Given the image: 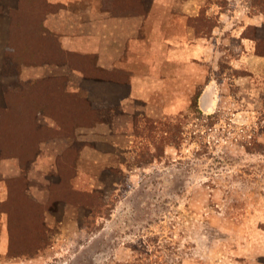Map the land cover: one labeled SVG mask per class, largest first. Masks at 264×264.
Here are the masks:
<instances>
[{
  "label": "rangeland",
  "instance_id": "rangeland-1",
  "mask_svg": "<svg viewBox=\"0 0 264 264\" xmlns=\"http://www.w3.org/2000/svg\"><path fill=\"white\" fill-rule=\"evenodd\" d=\"M72 1L0 0V264L263 263L264 64L229 28L264 42V15L156 6L106 69L58 50Z\"/></svg>",
  "mask_w": 264,
  "mask_h": 264
},
{
  "label": "crops",
  "instance_id": "crops-1",
  "mask_svg": "<svg viewBox=\"0 0 264 264\" xmlns=\"http://www.w3.org/2000/svg\"><path fill=\"white\" fill-rule=\"evenodd\" d=\"M196 0H73L65 4L59 12L47 18L46 25L56 33H60L61 44L65 51L93 54L96 66L99 68H113L126 52L128 41L139 36L147 24L151 29L158 25V13L154 7L162 6H190L196 5ZM200 1H198L199 5ZM72 5L85 6L79 9H70ZM115 4L131 6L129 10L117 11ZM103 5V6H102ZM182 9V8H181ZM188 11V9L186 10ZM189 12V11H188ZM183 13V12H182ZM190 15V14H189ZM261 19V18H260ZM53 20L55 23L50 22ZM249 23V22H247ZM252 23V22H251ZM262 24L260 20L255 26ZM253 25V24H252ZM228 27V26H227ZM230 31L237 33L242 45V57L251 55L258 62L264 64V57L255 53L253 39L243 35L244 27L230 26ZM132 88H135L133 82ZM260 250L254 257H264V240ZM253 264H263L254 261Z\"/></svg>",
  "mask_w": 264,
  "mask_h": 264
},
{
  "label": "trees",
  "instance_id": "trees-1",
  "mask_svg": "<svg viewBox=\"0 0 264 264\" xmlns=\"http://www.w3.org/2000/svg\"><path fill=\"white\" fill-rule=\"evenodd\" d=\"M251 2V5L252 7L254 8H257V10L262 13L264 15V0H250ZM115 5H119L120 7H116V6H113L115 10L117 11H127L130 9V6L128 7V5H121V4H115ZM39 26L40 23L38 24ZM39 33H44L42 28H39L37 30V33L35 34V38L38 37ZM252 39V38H251ZM263 38H260L259 36H255V38H253V41L255 43V53L259 56H262L264 57V49L263 48V45H264V42H261ZM263 43V44H261ZM60 50V52L62 54H71L70 52H66L64 51L63 49H58ZM40 59V58H38ZM59 60V59H58ZM57 60V61H58ZM66 61H63V63H65ZM82 74H83V77L85 78V80H92V81H95V78L97 76H91L90 78L85 75V73H83L82 71H80ZM3 75L1 72H0V76ZM97 82V81H96ZM30 94V93H29ZM27 94V96L29 95ZM21 100V99H20ZM70 193H73V191L71 190ZM89 195L88 198H91L89 199V204H88V208L91 210L95 209L96 207H98V201H99V195ZM20 199L26 203V201H28V196L26 195V192L25 190L23 189L22 191V195L20 196ZM80 202H78L79 204ZM6 214H7V224H14V218L12 217V214L11 212L9 213L8 211H4ZM2 212V213H4ZM37 230V235L41 236V237H45V234H46V229L44 228V226L42 224H39L38 226H36L35 228ZM8 231H9V225H8ZM12 231V228H10V233ZM46 240L43 239V241H39L37 243H34V244H31V245H23L20 247V251H25V253H28L27 255H33L35 254L36 252H38L41 248H43L45 245H46ZM13 245V244H12ZM13 249V246H11L10 244V248L9 249ZM264 264V262H263Z\"/></svg>",
  "mask_w": 264,
  "mask_h": 264
}]
</instances>
